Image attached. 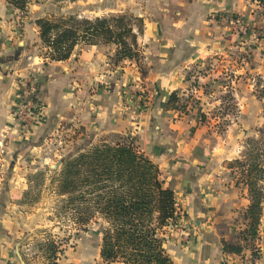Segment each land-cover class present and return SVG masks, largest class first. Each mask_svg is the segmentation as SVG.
Returning a JSON list of instances; mask_svg holds the SVG:
<instances>
[{"label": "rangeland", "instance_id": "obj_1", "mask_svg": "<svg viewBox=\"0 0 264 264\" xmlns=\"http://www.w3.org/2000/svg\"><path fill=\"white\" fill-rule=\"evenodd\" d=\"M1 2L5 4L6 11H3L5 15L0 17V37L13 36L11 39L14 42L13 51L9 61L10 68L15 73L16 84L14 118L18 137L21 138L18 145L25 150L22 154H19V150L14 153L16 149L8 151L6 143L0 141L1 203L15 207L13 209L15 222L22 228L17 234L21 242L15 248H18L22 264H52L45 253L46 242L52 243L56 264H109L100 254L101 236L105 223L98 218L91 220L87 226L74 224V211L68 210L66 213L61 211L65 196L60 193L59 178L66 157L102 140H116L120 135L127 134L139 149L146 153L140 144V139L142 140L143 137L140 138L139 134H135L136 132L132 130L113 132L107 129L99 134L93 133L86 129L79 113L96 112L98 107L95 104L96 95L94 94H98L100 89H111L112 78L115 76L111 71L114 70L115 74H118L123 62L128 64L129 61H134L140 70L142 80L146 77L151 61L154 60V57L151 56V59L147 54L150 50L149 42L143 37L148 20L156 16L152 11L153 8L147 6L150 0H27L23 8L7 0H1ZM263 5L264 0L261 2V6ZM120 12L133 17L131 24L137 34L139 52L136 58L118 60L119 46L109 41L88 43L78 40L66 59H51L46 54L48 46L40 37L37 19L46 17L59 19L74 15L80 20L95 21ZM8 31L10 33H7ZM256 31L258 34L264 32V22L261 21L260 25H257ZM94 46L99 48L101 56L102 53L105 56L101 66L97 68L95 74L82 78L74 77V80L70 82L71 91L79 101L76 115L59 122L55 129L44 136L41 143H38L40 134L37 130L44 120L46 109L44 100L41 98V81L38 73L43 66L53 61H70L75 65L76 62L78 63L79 53ZM241 46L242 43L234 46L227 57L223 54H212L206 58H200L189 68H185L183 71L185 83L177 89L179 94L177 106L170 110L180 117L178 119L183 124L194 122L195 125L187 132L189 141L194 139L196 128L203 127V134L207 135L204 142L209 150H215L221 155L222 143L231 148L227 154L221 155V158L216 160L217 164L214 168L219 167L218 170L226 175L227 189L236 190L233 193L236 198H241V195L247 196L248 203L241 215L239 207H234L232 209L234 214L230 213V215L220 210L223 217H226V219L221 218L220 222L232 220L235 230L232 237L222 238V243L223 245L226 242L243 244L242 252L245 248L249 249L253 258L256 259L261 251L262 235L264 237V51L260 49L258 53H254L252 46L245 45L246 47L243 46L242 49ZM232 59L237 64L242 62L243 68L241 67L240 71H236L237 67H232L234 63ZM239 81L246 85L240 88L244 90L245 95L249 92L256 96L251 104H255V109L260 111L261 115L259 118L252 119L255 124L254 131L242 134L245 136L235 142L237 141L234 140L236 135L233 133V130L237 131L235 126L238 127L240 124L242 126L243 120L245 123L248 119H243L238 113L240 101L235 89ZM143 82L131 86L128 91L130 103L127 109L131 110L135 117H138L139 112L148 111L150 107L151 97L148 91L150 87H145V84L143 86ZM205 91L207 93L204 96H202L204 93L201 95V101L198 100L199 95ZM20 102L21 105H19ZM22 107L33 111L34 117L29 113H20L24 110ZM250 152L253 154L251 158H248ZM256 154L262 175L258 181L262 192L261 217L257 235L254 238L248 236L244 239L243 231L247 227L248 208L252 201L245 180L249 167L248 161H253ZM16 157L21 158V166L18 169L15 168L18 166ZM12 159L13 162H11ZM244 162L245 164H241ZM21 168L23 172L26 170V188H22L20 183L16 182L19 176L16 175V179L12 181L11 176L18 173ZM9 170L10 180L6 173ZM244 189L247 194L243 193ZM211 193L217 195L218 191L212 189ZM5 205L0 204L2 208ZM179 217L182 216L178 215L176 220L167 226L170 232L167 246L173 255L179 245L189 242V235L183 233L184 226L178 220ZM190 224L195 225L192 221ZM220 231L228 233L224 227L220 228Z\"/></svg>", "mask_w": 264, "mask_h": 264}, {"label": "crops", "instance_id": "obj_2", "mask_svg": "<svg viewBox=\"0 0 264 264\" xmlns=\"http://www.w3.org/2000/svg\"><path fill=\"white\" fill-rule=\"evenodd\" d=\"M262 1L150 0L147 6L153 8L156 16L148 20L143 37L149 42L150 50L147 54L151 59L154 57V60L151 61L144 82L134 61L131 60L128 64L123 62L118 74L111 71L115 75L111 89H100L98 94H94L98 107L96 112L79 113L86 129L93 133L99 134L107 129L113 132L132 130L140 138L143 137L140 139L141 147L159 163L166 185L174 189L179 215L182 216L178 220L184 226L183 233L189 235V242L179 245L175 255L168 248L178 264H264L263 235L261 251L256 259L246 248L241 253H227L222 243V238L232 237L235 230L232 220L220 222L221 218L226 219L220 210L230 215L234 214V207H239L241 215L248 203L247 196L236 198L233 194L236 190L227 189L226 175L218 170L219 167L214 168L216 160L231 148L222 143L221 155L215 150H209L204 142L207 135L203 134V127H197L194 139L189 141L187 132L195 125L194 122L183 124L175 112L165 108L170 93L185 83L184 69L200 58L212 54L227 57L239 43H242L241 49L249 45L254 53H258L260 49L264 51V32L259 33L260 35L258 31L255 32L257 25L264 22ZM3 11H6V6L0 0V17L5 15ZM12 37H0V141L6 143L8 151L16 149L14 153L19 150V154H22L25 150L18 145L21 138L18 137L14 118L15 73L12 72L9 61L14 44ZM102 56L99 48L94 46L79 53L78 63L75 65L70 61H53L42 67L38 76L41 81V98L46 109L44 120L37 130L40 134L38 143L59 122L76 115L79 101L71 91L70 82L74 77L95 74L105 57L103 53ZM232 61V67H237L236 71L243 68L242 62L237 64L234 59ZM139 82L150 87V107L148 111L139 112L138 117H135L127 109L130 103L128 91ZM248 85L250 86V82ZM245 86L239 81L235 89L240 101L239 116L248 118L245 123L243 120L242 126H238L239 129L235 126V142L245 136L242 134L254 131L252 119L261 115L255 109V104H251L256 96L249 92L245 95L244 90L240 89ZM202 94L203 92L198 98ZM16 159L18 166L15 168L18 169L21 158ZM6 173L9 180L12 177V181L19 176L16 182L26 188V170L23 172L21 168L11 177L10 170ZM220 181L224 183L221 184ZM212 189H216L218 194H212ZM243 193L247 194L246 189ZM1 201L2 198L0 204L5 205ZM14 208L8 204L3 208L0 206V264H22L18 248H15L21 242L17 234L22 228L15 222ZM191 221L195 223L194 226L190 224ZM222 227L228 233L220 231Z\"/></svg>", "mask_w": 264, "mask_h": 264}, {"label": "trees", "instance_id": "obj_3", "mask_svg": "<svg viewBox=\"0 0 264 264\" xmlns=\"http://www.w3.org/2000/svg\"><path fill=\"white\" fill-rule=\"evenodd\" d=\"M7 1L23 8L27 0ZM131 19L132 15L120 12L95 21L68 15L59 19L39 18L37 23L51 59L68 58L78 40H84L116 43L119 60L136 58L139 54ZM203 93L202 96L207 91ZM178 100L175 89L165 108L176 107ZM248 164L245 182L252 201L244 239L257 235L261 217L262 192L258 181L262 175L257 154ZM59 179L60 193L65 196L61 211L73 210L74 224L87 226L98 218L105 223L100 254L106 263L176 264L167 246L170 239L167 226L179 215L175 191L165 185L158 163L127 134L69 155L63 161ZM46 246L47 257L56 264L52 243L46 242ZM243 248L240 243H224L226 252L241 253Z\"/></svg>", "mask_w": 264, "mask_h": 264}, {"label": "built area", "instance_id": "obj_4", "mask_svg": "<svg viewBox=\"0 0 264 264\" xmlns=\"http://www.w3.org/2000/svg\"><path fill=\"white\" fill-rule=\"evenodd\" d=\"M19 105H21V102L19 103ZM140 108H141V104H140V106H139ZM23 108V107H22ZM24 110H21L20 111V113H29L31 116H33L34 117V112L33 111H31L30 109L28 110V109H26V108H23ZM36 113V112H35Z\"/></svg>", "mask_w": 264, "mask_h": 264}, {"label": "water", "instance_id": "obj_5", "mask_svg": "<svg viewBox=\"0 0 264 264\" xmlns=\"http://www.w3.org/2000/svg\"><path fill=\"white\" fill-rule=\"evenodd\" d=\"M18 54V53H17ZM18 56H16V58H17Z\"/></svg>", "mask_w": 264, "mask_h": 264}]
</instances>
